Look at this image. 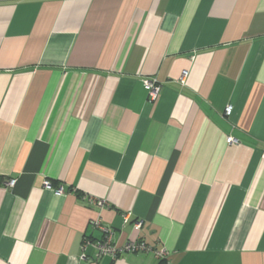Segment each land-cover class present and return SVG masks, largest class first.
<instances>
[{"label": "crops", "instance_id": "crops-1", "mask_svg": "<svg viewBox=\"0 0 264 264\" xmlns=\"http://www.w3.org/2000/svg\"><path fill=\"white\" fill-rule=\"evenodd\" d=\"M263 155L264 0H0V264H264Z\"/></svg>", "mask_w": 264, "mask_h": 264}, {"label": "built area", "instance_id": "built-area-1", "mask_svg": "<svg viewBox=\"0 0 264 264\" xmlns=\"http://www.w3.org/2000/svg\"><path fill=\"white\" fill-rule=\"evenodd\" d=\"M187 73L184 72L181 78V83H183L184 78L186 77ZM143 85L145 90L147 91V100L151 103L155 102L158 95L160 94L161 91V86L153 79H148V80H144L143 81ZM230 113V108H227L225 111V115H229ZM228 143H232L234 142L232 138H228L227 139ZM263 160H264V155L262 156ZM5 186L12 188L15 184V181L13 180H9V181H5ZM43 186L45 189H51V185L48 181H44L43 182ZM58 193L62 192V189L57 191ZM100 205V204H99ZM140 227V224L138 223L136 225V228L138 229ZM97 249L98 251L103 254V255H108L111 257H116V255L121 252L124 251L126 253H137V252H144V253H149L153 256H155L156 258L159 259H165L167 256V253L164 249H160V250H155L154 248L148 246L147 244L141 242V241H135V242H128L124 245V247L119 250L113 246L110 245V239L107 236H105V239L103 241L102 244L97 245Z\"/></svg>", "mask_w": 264, "mask_h": 264}]
</instances>
